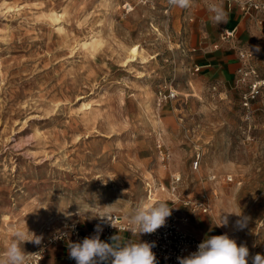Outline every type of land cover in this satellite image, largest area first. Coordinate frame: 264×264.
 I'll return each instance as SVG.
<instances>
[{"label": "rangeland", "instance_id": "374dc122", "mask_svg": "<svg viewBox=\"0 0 264 264\" xmlns=\"http://www.w3.org/2000/svg\"><path fill=\"white\" fill-rule=\"evenodd\" d=\"M216 2L226 24L212 23L209 0L189 9L168 0H0V253L14 225L42 242L72 221L90 227L106 207L127 224L141 202L164 200L201 239L228 234L239 217L227 213H242L247 226L229 237L264 256V85L243 103L244 65L264 82V31L238 2ZM159 90L175 97L159 99ZM188 200L205 202L207 213ZM119 235L142 237L129 226ZM39 247L23 244L29 254ZM53 264L76 262L66 250Z\"/></svg>", "mask_w": 264, "mask_h": 264}, {"label": "clouds", "instance_id": "9594fccd", "mask_svg": "<svg viewBox=\"0 0 264 264\" xmlns=\"http://www.w3.org/2000/svg\"><path fill=\"white\" fill-rule=\"evenodd\" d=\"M170 6L189 9L193 0H168ZM209 18L213 24H226L228 13L222 3L209 0L207 5ZM110 207V206H109ZM172 214L168 201L160 200L155 203L141 202L127 217L129 230L133 234H151L165 226L166 220ZM235 214L239 219L236 227L243 229L247 226L248 218L243 214ZM102 224L114 227L111 214L98 216ZM228 224L227 215L222 216L218 226ZM101 224L95 229V234L85 237L82 241L68 244L69 257L76 264H158L153 243L125 241L119 234L113 235L111 243L100 239ZM10 239L5 250L0 253V264H30L32 254L25 252L23 244L33 242L40 244L41 240L30 233L26 227L14 225L9 229ZM264 264V256L257 253L250 257L249 249L245 244H237L228 234L208 236L199 245L195 252L185 257H178L179 264Z\"/></svg>", "mask_w": 264, "mask_h": 264}, {"label": "built area", "instance_id": "2783aa9c", "mask_svg": "<svg viewBox=\"0 0 264 264\" xmlns=\"http://www.w3.org/2000/svg\"><path fill=\"white\" fill-rule=\"evenodd\" d=\"M238 2L243 14L247 17L255 19L262 31H264V0H233ZM235 30H227L224 32L223 39H229L233 37ZM251 53L246 51L242 53V59L245 63L249 61ZM244 70L247 75L251 77L249 82V92L244 95V107H249V103L255 97L257 91L264 85L260 79H258L255 69L248 64L244 65ZM159 99H173L175 96L169 90L167 94L161 90L158 91ZM158 156L162 162H166L169 158L168 152L159 143L156 146ZM194 169L198 167V159L193 163ZM175 181H179L178 178ZM184 205H188L192 211H200L201 213H207V204L205 202H198L188 200L184 202ZM113 219L114 227L110 224H102L101 220L97 217L90 227H84L77 221L70 222L65 229L45 238L41 243L40 247L34 250L30 264H45L44 257L49 247L63 244L68 248L70 242L82 241L85 237H90L95 234V229L98 224H101L102 232L100 236L104 239H109L114 232H125L128 230L126 223L121 221V218L116 214H111ZM187 217L178 218L174 214H171L167 218L165 226L159 228L154 233L143 234L141 242L153 243L154 247L152 251L155 253L158 264H179L178 257H185L195 252L198 245L203 241L189 232L184 231L179 227L180 222L186 223Z\"/></svg>", "mask_w": 264, "mask_h": 264}, {"label": "crops", "instance_id": "0c3cea01", "mask_svg": "<svg viewBox=\"0 0 264 264\" xmlns=\"http://www.w3.org/2000/svg\"><path fill=\"white\" fill-rule=\"evenodd\" d=\"M228 2V6L230 7V2L229 1H227ZM253 19V18H252ZM255 20V19H254ZM229 30H232V29H229ZM186 228L189 230V231H192V232H194L196 235H197V237L199 238V239H201V237H199V235L197 234V230H195V229H193L192 227H191V225H190V222H188V224H187V226H186ZM116 234H120V233H118V232H114V234L113 235H116ZM200 234H203V233H200ZM112 235V236H113ZM111 236V237H112ZM142 236H143V234H142ZM110 237V238H111ZM100 238L102 239L103 237L102 236H100ZM105 239V240H107L106 242H110L111 241V239ZM141 239H142V237H141ZM103 240H104V238H103ZM201 240H204V239H201ZM141 241V240H140ZM58 246H60V245H55V246H51V249L49 250L48 249V252L46 253V255H45V257H44V263L45 264H48L47 263V258L49 257V255L48 254H51L52 253V249H53V261H52V264L54 263V261H55V259L56 258H60L62 255H64V254H66V250H68L67 248H65V247H62V246H60L61 248H62V250H61V252L58 254V252H57V248H58ZM66 250H65V249ZM64 253V254H63Z\"/></svg>", "mask_w": 264, "mask_h": 264}, {"label": "bare ground", "instance_id": "6f19581e", "mask_svg": "<svg viewBox=\"0 0 264 264\" xmlns=\"http://www.w3.org/2000/svg\"><path fill=\"white\" fill-rule=\"evenodd\" d=\"M94 39V38H93ZM128 50L126 51V52H128L129 53V55L131 54L132 56L130 57L131 58V60H132V58H134V56L136 55V53H137V49H136V47H129V48H127ZM149 185V184H148ZM100 212H102L103 214H109L110 212H112V208L111 207H106V208H104V209H102ZM101 214V213H100ZM121 217V216H120ZM122 221V220H121ZM188 222L189 221H187L186 223H184V222H180L179 223V227L181 228V229H183L184 231H186V232H192V231H189L187 228H186V226H187V224H188ZM238 228L235 226L229 233H228V235L230 236V237H234V235L236 234V230H237ZM194 233V232H193ZM196 235V234H195ZM233 235V236H232ZM196 237H197V235H196ZM198 238V237H197Z\"/></svg>", "mask_w": 264, "mask_h": 264}]
</instances>
